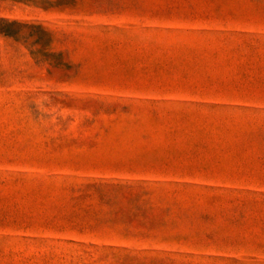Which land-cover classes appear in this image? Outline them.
Returning a JSON list of instances; mask_svg holds the SVG:
<instances>
[{
  "label": "rangeland",
  "instance_id": "rangeland-1",
  "mask_svg": "<svg viewBox=\"0 0 264 264\" xmlns=\"http://www.w3.org/2000/svg\"><path fill=\"white\" fill-rule=\"evenodd\" d=\"M0 264H264V0H0Z\"/></svg>",
  "mask_w": 264,
  "mask_h": 264
}]
</instances>
